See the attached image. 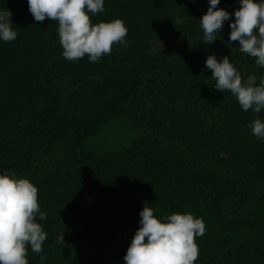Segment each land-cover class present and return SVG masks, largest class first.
<instances>
[{"label":"trees","instance_id":"obj_1","mask_svg":"<svg viewBox=\"0 0 264 264\" xmlns=\"http://www.w3.org/2000/svg\"><path fill=\"white\" fill-rule=\"evenodd\" d=\"M93 24L122 19L128 44L92 63L68 61L57 21L37 23L28 0H0L17 39H0V175L38 187L47 233L29 264H125L144 206L157 218L191 213L206 225L194 264H264V141L252 134L264 110L245 112L217 90L208 56L228 57L242 79L264 77L230 42L239 0L217 40L203 41L209 0H105ZM142 134L115 151L89 139L113 119ZM92 239L65 243L70 226Z\"/></svg>","mask_w":264,"mask_h":264},{"label":"clouds","instance_id":"obj_2","mask_svg":"<svg viewBox=\"0 0 264 264\" xmlns=\"http://www.w3.org/2000/svg\"><path fill=\"white\" fill-rule=\"evenodd\" d=\"M207 14L199 21L203 41L211 45L217 40L231 15L218 9L220 0H209ZM235 22L230 24V42H239L240 52L255 58L258 67L264 68V0H239ZM105 0H28L29 11L39 23L46 19L59 24V42L62 55L68 61L89 57L97 62L110 55L117 44L127 45L128 29L122 19L93 24L92 16L105 10ZM13 30L12 12L0 10V39L11 42L17 39ZM206 68L212 72L214 87L230 92L245 111L260 113L264 110V77L257 84V77L242 79L240 71L224 57L222 62L215 55L208 56ZM252 134L264 141V122L255 119L250 125ZM38 187L29 179L15 174L0 175V264H29L28 248L36 254L43 251L47 233L40 220L47 218L38 199ZM141 227L132 239L124 256L125 264H194L199 251L197 237L206 232V225L191 213L169 215L163 221L150 207L140 212ZM44 264L45 256H41Z\"/></svg>","mask_w":264,"mask_h":264},{"label":"rangeland","instance_id":"obj_3","mask_svg":"<svg viewBox=\"0 0 264 264\" xmlns=\"http://www.w3.org/2000/svg\"><path fill=\"white\" fill-rule=\"evenodd\" d=\"M141 134L142 129L136 128L130 121L122 118L113 119L89 139L87 148L90 152H112L121 146L129 145ZM92 238L91 232L77 223L67 228L62 241L79 243Z\"/></svg>","mask_w":264,"mask_h":264}]
</instances>
